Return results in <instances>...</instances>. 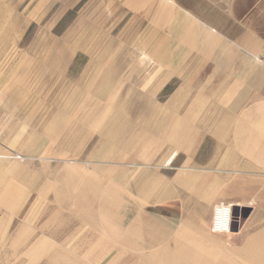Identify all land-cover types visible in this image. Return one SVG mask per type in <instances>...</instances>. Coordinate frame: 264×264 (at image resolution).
Segmentation results:
<instances>
[{"label":"rangeland","instance_id":"374dc122","mask_svg":"<svg viewBox=\"0 0 264 264\" xmlns=\"http://www.w3.org/2000/svg\"><path fill=\"white\" fill-rule=\"evenodd\" d=\"M40 1L0 0V264H17L18 258L40 264L43 253L62 254L64 264H164L151 254L180 241L184 225L192 239L207 237L209 246H222L234 258L235 248L264 231V216L253 214L248 198L230 232L211 233L215 207L237 202L222 196L239 194L221 191L223 168L210 156L211 144L196 150L187 134L174 150L176 138L157 126L163 117L154 106L172 87L156 95L152 79L144 77L154 53L137 45L142 30L130 16L111 13L110 0H101L98 13L100 0H48L37 8ZM37 10L49 13H31ZM110 148L115 152L106 153ZM191 150L199 155L193 158ZM89 179L85 196L102 189L115 202L112 189L124 191L134 198L131 211L138 217L143 212V219L83 217L94 207L75 195L59 202L52 196L54 181L78 185ZM237 180L232 173L231 182ZM214 184L219 190L209 195ZM166 188L171 194L162 200ZM46 208L63 217L33 214ZM75 211L79 217L69 216ZM21 226L37 236L14 238ZM146 245L150 253H135ZM73 250L78 253L66 252ZM245 254L244 261L264 264V255Z\"/></svg>","mask_w":264,"mask_h":264},{"label":"crops","instance_id":"0c3cea01","mask_svg":"<svg viewBox=\"0 0 264 264\" xmlns=\"http://www.w3.org/2000/svg\"><path fill=\"white\" fill-rule=\"evenodd\" d=\"M46 2L41 0L37 8ZM97 3L95 13L102 9L101 0ZM110 7L111 13L130 16L134 28L142 30L137 45L153 50L154 55L147 56L151 62L143 66L144 77L151 78V89H156L153 93L159 95L172 87L168 98L154 106L155 114L163 117L157 126L176 138L171 149L182 148L188 135V141L197 142L196 150L201 143L211 144L210 156L218 158L223 168L221 191L239 194L222 196L237 200L227 204L232 223L240 220V207L248 198H252L253 214L263 217L264 0H110ZM182 128L190 130L182 132ZM196 150L193 158L199 155ZM232 173L238 175L236 183L231 182ZM215 185L209 195L219 190ZM67 226L71 229V223ZM72 227L74 231L80 228L75 222ZM244 227L245 223L238 234ZM29 230L21 226L14 238L37 236ZM180 232L176 237L182 241L176 239L171 248L159 245L160 250L153 253L169 251L175 256L174 264H250L241 259L247 256L246 250L254 251L251 258L264 255V231L235 248L234 258L222 246H209L207 237L192 239L186 225ZM222 232L212 226L211 233ZM120 247L113 253L118 254ZM137 248L146 249L138 254L151 251L148 245Z\"/></svg>","mask_w":264,"mask_h":264},{"label":"bare ground","instance_id":"6f19581e","mask_svg":"<svg viewBox=\"0 0 264 264\" xmlns=\"http://www.w3.org/2000/svg\"><path fill=\"white\" fill-rule=\"evenodd\" d=\"M17 27V25H15ZM121 93V92H120ZM118 95H119V91H118ZM132 102V101H131ZM139 103V102H138ZM93 104V103H92ZM92 107V106H91ZM136 109V108H134ZM148 112V111H147ZM113 113V112H112ZM111 117V116H110ZM106 120V119H105ZM85 128V127H84ZM93 129V128H92ZM103 131V130H102ZM103 133V132H101ZM108 133V132H106ZM109 134V133H108ZM113 138V137H112ZM102 141V140H101ZM106 141V140H105ZM95 143V142H94ZM105 143V142H104ZM108 144V143H107ZM115 146V145H114ZM121 146V145H120ZM100 148V145L98 146ZM97 147V148H98ZM102 147V146H101ZM113 148V147H112ZM95 149V148H94ZM96 151V150H95ZM98 151V149H97ZM120 151V150H119ZM99 152V151H98ZM106 153H114L115 150L113 149H106L105 150ZM93 153V152H92ZM123 157V156H122ZM109 159V158H108ZM122 173V172H121ZM69 174V173H68ZM74 175H76L75 173H72ZM91 178V177H90ZM92 179V178H91ZM91 179L88 180V182L85 183H80L77 185V182H73L71 184L65 185L64 183L60 182V181H54L53 183H55L56 186H52L51 191L53 192L52 196L54 197V199L56 201H62L61 199H65L66 196H72L75 195L76 200L80 199L83 206H93L94 210L90 211V212H85L83 214V217H94V218H98V219H104L106 217L111 218L115 221H121L124 219H129V218H133V217H138V215L135 216L134 212L131 211L130 209V205H132V203H128V201H134V198L129 196L128 193H125L124 191H120L118 193V191L113 188L112 190L115 191L116 195H118L117 201H113V198L111 197L112 194H104L103 190H97L96 192L91 193L90 195L85 196V193L88 192V190H90L91 188V184L92 181L89 182ZM191 179V178H190ZM40 180V179H39ZM124 180V179H123ZM196 180V179H195ZM41 181V180H40ZM39 181V182H40ZM110 181V180H109ZM112 181V180H111ZM194 181V180H193ZM34 183V182H33ZM114 182H112L113 185ZM122 183V182H121ZM143 183V182H142ZM195 183V182H194ZM37 184V183H36ZM43 184V183H42ZM46 184V183H45ZM116 184V182H115ZM139 184V183H138ZM120 185V184H119ZM117 185V186H119ZM122 185V184H121ZM193 185V184H192ZM44 186V185H43ZM96 186V185H95ZM109 186V185H108ZM143 186V185H142ZM191 186V185H190ZM10 187V186H9ZM38 187V186H37ZM98 187V186H97ZM94 187V188H97ZM106 187V186H105ZM115 187V186H113ZM93 188V189H94ZM100 188V187H99ZM112 188V187H111ZM137 188V187H136ZM7 189V188H6ZM110 189V188H109ZM141 189V188H140ZM108 190V189H107ZM127 190V189H126ZM4 191H6L4 189ZM3 191V192H4ZM170 193L168 192L167 188L165 190V194L162 195V200H166L167 199V192L169 193V195L171 194V190H169ZM9 193H12L10 190L8 191ZM173 192V191H172ZM7 193V192H6ZM15 193V192H14ZM143 193V192H142ZM1 196V195H0ZM15 195H13L14 197ZM142 196V195H141ZM16 197L19 198L20 194L16 193ZM172 197V196H171ZM2 198V197H1ZM22 198V195H21ZM75 198V197H74ZM20 199V198H19ZM169 199V196H168ZM79 200V201H80ZM3 201V200H2ZM46 202V201H45ZM2 203V202H1ZM45 206V204H44ZM48 208V206H46ZM46 208L45 211L42 210H35L33 212V214L36 215L40 214L41 216L45 217H51V218H56L62 216V213H57V211L51 212L50 210H48ZM231 208L228 206H216L215 210H214V225H213V229L216 231H229L230 230V225H231ZM76 216L79 217L80 213L79 212H74V214H69V216ZM144 215L143 212H141L139 214L138 218H142ZM5 248V247H4ZM48 248L46 245H44L42 247V249H46ZM65 248V247H64ZM81 247H77V249H79ZM21 249H23V246L21 247ZM36 249H39L38 247H36ZM82 249V248H81ZM166 249V248H165ZM47 250V249H46ZM42 257H44V259L42 260V262L40 264H64L65 263V259L63 258L62 254L59 255V253H53L52 256L50 254H48L46 256V253H43L41 255ZM40 256V257H41ZM40 257H37L35 260L39 259ZM152 259L154 260H158L161 263L164 264H173L175 261L173 259L172 256H170L169 251H164L161 250L160 252H155L152 253L150 256ZM35 262V261H34ZM29 262L28 264H33L34 263ZM119 263V262H117ZM16 264V263H14ZM17 264H27L25 263V260L18 258L17 259ZM35 264V263H34Z\"/></svg>","mask_w":264,"mask_h":264},{"label":"built area","instance_id":"2783aa9c","mask_svg":"<svg viewBox=\"0 0 264 264\" xmlns=\"http://www.w3.org/2000/svg\"><path fill=\"white\" fill-rule=\"evenodd\" d=\"M262 60L264 61V57L262 58ZM215 210V209H214Z\"/></svg>","mask_w":264,"mask_h":264}]
</instances>
